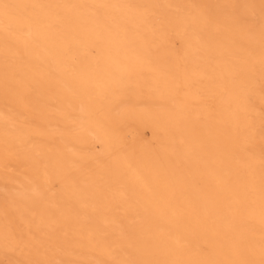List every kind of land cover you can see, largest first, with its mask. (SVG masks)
<instances>
[{"label": "rangeland", "instance_id": "374dc122", "mask_svg": "<svg viewBox=\"0 0 264 264\" xmlns=\"http://www.w3.org/2000/svg\"><path fill=\"white\" fill-rule=\"evenodd\" d=\"M49 2L56 18L36 0L25 13L0 5V109L13 114L0 123V223L19 237L16 247L0 246V264H264V0ZM121 16L142 47L119 41L113 22ZM26 20L34 37L25 36ZM144 44L168 61L149 59ZM195 47L207 61L181 62ZM185 68L197 71L199 84ZM183 148L192 173L198 160L203 179L225 178L234 242L227 226L200 211L204 199L188 180L169 197L176 152L185 166ZM68 172L75 185L87 179L79 213L71 196L49 187L56 180L70 187ZM117 218L128 237L106 226ZM94 224L104 227L111 251Z\"/></svg>", "mask_w": 264, "mask_h": 264}, {"label": "bare ground", "instance_id": "6f19581e", "mask_svg": "<svg viewBox=\"0 0 264 264\" xmlns=\"http://www.w3.org/2000/svg\"><path fill=\"white\" fill-rule=\"evenodd\" d=\"M28 1L29 0H0V5H2L3 7H5V9L7 10H13V11H17V12H20V13H25L27 11V8L29 9L28 7ZM35 1V0H34ZM83 2V0H80ZM114 1V0H113ZM116 1H119V0H115ZM37 3L42 4L43 5H46L48 9V13H47V16L50 17L51 19L52 18H56L57 16L55 15V13L51 10V3L49 2V0H36ZM114 2V3H115ZM94 3V2H92ZM91 3V5H92ZM113 3V4H114ZM38 4V5H39ZM94 6V5H93ZM69 8V6H67ZM41 8V7H40ZM94 8V7H93ZM31 10V9H30ZM136 10V9H135ZM2 11V10H1ZM84 11V10H83ZM96 11V10H95ZM93 11V14L94 15H99V11L95 12ZM31 13V12H30ZM33 14V13H32ZM147 16V15H146ZM123 18V16H121ZM131 17V16H130ZM129 17V18H130ZM33 18V17H32ZM57 20V19H56ZM125 18L123 19H120L119 21H114L113 22V31L115 33V35L118 37L119 41H121L124 44L130 46V44L134 45V47L136 45H139L140 47H142V45L139 43V42H134L136 41V39H134V41L131 40L130 38V35L129 33L127 32V29L125 27V22H124ZM130 21V20H129ZM27 22V20H26ZM131 22V21H130ZM29 24L28 26V29H27V34L25 36H27L26 38H29V37H34L35 35V32L33 30V26L30 25L29 22H27ZM127 23V22H126ZM129 23V22H128ZM130 25V24H129ZM27 26V25H26ZM131 26V25H130ZM134 27V26H133ZM178 32V31H177ZM189 33V32H188ZM187 33V34H188ZM23 35V38L25 37ZM182 35V34H181ZM200 35V34H199ZM90 38L88 37L87 35V39ZM103 34H102V30H99L97 29L96 30V33H95V39L98 41V40H103ZM133 38V37H132ZM140 39V38H139ZM23 40V39H22ZM151 40V39H150ZM62 41V40H61ZM60 41V42H61ZM167 41V40H166ZM65 43V42H64ZM68 43V42H67ZM151 43V42H150ZM66 44V43H65ZM175 44H179L178 42H176ZM62 45V44H61ZM122 45V44H121ZM145 45V44H144ZM143 45V52L146 53L147 56H149V59L150 58H153V59H157V61H161L162 64H163V61H168L167 60V56L165 55V51H163L162 53L160 52H157L155 51L154 49H152L153 45L151 44H148V45ZM165 45V44H164ZM173 46V45H172ZM63 47V46H62ZM66 47V45H65ZM200 47V46H199ZM183 48V47H182ZM181 48V49H182ZM185 48V47H184ZM193 48V47H191ZM196 48V47H195ZM140 49V48H138ZM188 49V48H187ZM189 49H190V46H189ZM200 49V48H199ZM195 51V50H194ZM201 51V50H200ZM197 48H196V51L195 53H193L191 55V57H188V53H187V50H185L182 54V59L180 60L181 62H185V60H189L193 66L195 67H199V65H201V63H203V61H207L206 57L202 56L201 52H200ZM181 54V52L179 53ZM127 57V56H126ZM125 57V58H126ZM166 57V58H165ZM110 63L113 65L114 67V70L118 72V74L120 73L121 74H125V67L122 65V63L116 59V58H111L110 59ZM170 66V69H171V65ZM112 68V67H111ZM183 68L182 65L179 66V69ZM186 72L187 74L193 78L194 81H196V83L199 84V75L197 73V71H190L189 69H186ZM180 71V79L181 81L185 84V85H188V78L186 77L185 73L183 72V70H179ZM112 73V72H111ZM118 76V75H117ZM115 83V82H114ZM194 84V83H193ZM191 109V108H190ZM185 110V109H184ZM12 112H8L7 110L5 111L4 109H0V123H5V124H8L9 123V119L12 118ZM17 116V115H16ZM168 142V141H167ZM172 145H173V142H172V139L169 140V143H168V151H167V155L169 157L173 156V152H172ZM185 149L183 148V151ZM179 152H176L175 155H174V174L172 175V178L167 181V191H168V195L169 197L172 195L173 193V189H175L176 187V184H180L182 186H185L186 185V182L188 180V183L194 187L195 189V192H196V197L199 198L198 200H203V203H202V206L200 208V211L206 215L207 213H211L212 214V217L213 218H216L218 220V224H222L221 227L223 226H227L225 227L226 231H228L227 233V237H228V242H234L235 241V238L238 239L239 238V235H238V231L235 230V236H230L231 233L229 232L230 231V228L231 226H228L229 223L228 220H229V216L231 215V211L235 208V206L233 204H229L227 205L223 200H222V197H223V191H224V185H225V178L223 177V175H217V174H213V173H208L204 179L202 178V174L204 173L203 171V168L200 166V164L198 163V160L197 162L195 163V168L196 170H194V173H192L191 171V168L188 166V163L189 161L187 160V156L189 155V150H185V152L183 153L184 154V162H185V168L184 171H182V168L180 166V162H179V158H181V156L178 154ZM164 159V158H163ZM71 163V162H70ZM173 163V162H172ZM170 167L173 168V166L169 165ZM184 172V173H183ZM178 173V174H177ZM7 175V174H6ZM188 178V179H186ZM78 180H76V185L73 181V178L72 176L70 175V173L68 172V174H65L64 175V180L65 181H70L72 180V182L70 183L71 186L70 187H67V189L65 190L62 186V184L64 183V181H58L56 180L54 182V184L52 183V181L49 182L50 186L49 187H53V188H57L60 187L62 190H59L56 192L58 193H64V194H67L69 196H71L73 199H74V203L76 205V208H77V211H82L84 209V205L86 204L85 203V200L84 198L82 197L83 196V192L81 190V188L83 187V184L86 183L87 179L85 177H77ZM5 182L4 183H12L13 179H11L10 177L9 178H6L4 179ZM165 181V180H163ZM205 183H204V182ZM78 182V184H77ZM166 182V181H165ZM22 184L24 187H23V191L25 193H28V191H30V189L27 187V185H25L23 182L20 183ZM54 185V186H53ZM158 185V184H157ZM179 185V186H180ZM161 186V185H160ZM181 186V187H182ZM36 188V186H35ZM178 188V187H177ZM124 189V188H123ZM122 189V190H123ZM120 190V189H119ZM184 190V188H183ZM125 191V190H124ZM127 191V190H126ZM167 194V193H165ZM116 195H120V196H124V197H128V194L125 193V192H119L117 193ZM55 197H58V196H55ZM106 199V198H105ZM108 199V198H107ZM72 200V199H71ZM109 200V199H108ZM175 202L178 204V206L182 209V210H185V205L186 204H182L180 203V201H178L175 197ZM126 208H129V207H126ZM127 210V209H126ZM71 209H67L66 210V213L67 214H71ZM84 211V210H83ZM86 212V211H85ZM79 213V212H78ZM142 213V212H141ZM77 214V213H76ZM75 214V216H76ZM81 214V213H80ZM83 214V213H82ZM85 214V213H84ZM83 214V215H84ZM129 214V213H127ZM93 215V214H92ZM141 215V214H140ZM74 216V215H73ZM132 216V215H131ZM92 217V216H91ZM140 218V216L136 215V213L133 214V217L132 218ZM211 217V218H212ZM68 218V217H67ZM74 218V217H73ZM82 218V217H81ZM84 218L85 219H91L90 216L88 215H84ZM128 218V217H127ZM126 218V219H127ZM146 218V217H145ZM144 218V220H145ZM21 219H23L24 223L26 224V227H32L34 229H36L37 227L34 226L33 222L31 221V219L25 215L22 214L21 216ZM109 219V218H108ZM107 219V223L108 225H106L107 227H110L109 224L112 223V227H114V230H116L117 232H120L121 234L125 235L128 237L127 235V227L126 225L124 224L122 218L119 219H112V221H108ZM33 220V219H32ZM79 220V219H77ZM105 220V219H104ZM129 220V219H128ZM134 220V219H132ZM131 220V221H132ZM81 221V220H80ZM89 221V220H88ZM97 221V220H96ZM101 222V221H99ZM129 222V221H128ZM134 222V221H132ZM58 223L60 222H57L55 221V223L53 224V227H55ZM106 223V221H105ZM106 223V224H107ZM102 224V223H101ZM100 225V224H99ZM99 225H95L94 224V232L93 235L97 237V240H103L101 243L102 245V249L104 250H107V251H111V249H109V246L106 244V241L104 238L106 236L105 232H104V227L102 228L101 226ZM103 226V225H102ZM56 228V227H55ZM91 229V228H90ZM204 230L203 229V233H204ZM91 233V232H90ZM233 233V232H232ZM89 235V234H88ZM95 237V238H96ZM18 238L16 236V234L8 227L7 224L5 223H0V246H6V247H16L18 246L19 244V241H18ZM79 238V236H78ZM81 238V237H80ZM83 238V237H82ZM94 238V237H93ZM107 238V237H106ZM85 239V238H84ZM83 240V239H82ZM95 240V241H97ZM86 241V240H85ZM92 241V239H91ZM101 242V241H100ZM181 243H184V242H181ZM97 246V245H96ZM91 247V246H90ZM171 249V247H170ZM97 251V250H96ZM123 252V251H122ZM125 252V251H124ZM115 252L114 254L111 255V253L109 254L110 257H113L115 256ZM123 255V254H122ZM125 255V254H124ZM106 256V255H105ZM103 258V256H101ZM109 257V258H110ZM116 257V256H115ZM107 258V257H106ZM107 258V259H109ZM132 258V257H131ZM177 259V258H176ZM102 260V259H100ZM175 261V260H174ZM129 262V261H128ZM131 262V261H130ZM103 264V263H102ZM176 264H180V260L178 258V261L176 262Z\"/></svg>", "mask_w": 264, "mask_h": 264}]
</instances>
